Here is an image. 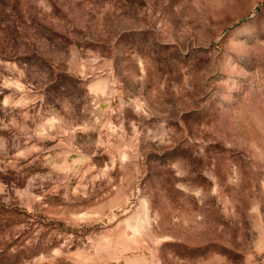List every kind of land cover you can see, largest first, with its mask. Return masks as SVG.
I'll use <instances>...</instances> for the list:
<instances>
[{
  "label": "rangeland",
  "instance_id": "obj_1",
  "mask_svg": "<svg viewBox=\"0 0 264 264\" xmlns=\"http://www.w3.org/2000/svg\"><path fill=\"white\" fill-rule=\"evenodd\" d=\"M0 264H264V0H0Z\"/></svg>",
  "mask_w": 264,
  "mask_h": 264
}]
</instances>
